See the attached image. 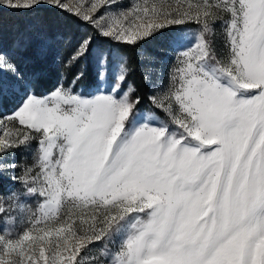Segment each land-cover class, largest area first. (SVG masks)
<instances>
[{
    "label": "snow or ice",
    "instance_id": "6c2138e0",
    "mask_svg": "<svg viewBox=\"0 0 264 264\" xmlns=\"http://www.w3.org/2000/svg\"><path fill=\"white\" fill-rule=\"evenodd\" d=\"M41 3L72 11L61 0H0V7ZM114 5L98 0L91 11ZM73 14L102 37L130 45L173 25L197 30L175 38L166 87L144 77L151 83L146 99L164 120L154 112L137 120L141 98L131 84L124 90L126 63L95 95L75 92L81 71L73 87L37 96L16 59L0 52V95L17 87L24 93L4 118L13 125L0 136V155L38 140L35 163L12 179L43 198L29 230L0 234V264H25L26 253L29 264H39L25 241L36 242L30 232L41 223L44 236L58 237L47 255L40 248L44 264H80L92 243L121 233L109 264H264V0H138L109 22L79 9ZM217 21L226 34L223 56L209 38ZM91 43L84 38L69 63L87 57ZM23 54L38 60L48 51L36 39ZM93 55L103 81L108 56L102 49Z\"/></svg>",
    "mask_w": 264,
    "mask_h": 264
},
{
    "label": "rangeland",
    "instance_id": "374dc122",
    "mask_svg": "<svg viewBox=\"0 0 264 264\" xmlns=\"http://www.w3.org/2000/svg\"><path fill=\"white\" fill-rule=\"evenodd\" d=\"M61 2L71 8L72 11L55 8L47 3H41L38 7L31 10H18L9 7H0V52H6L10 56H13L16 59L17 64H24L31 61V55L23 54L25 52V43L23 45L21 44V40L26 42V37L29 35L32 40L41 39L46 45L48 54L40 58L41 62L44 64L56 63L60 60L62 54L59 47L61 45H65L68 41V39H65L62 35L63 30H76L74 24L66 23L62 20L61 12L73 14L77 9H79L81 13L104 17V22H109L113 13L131 8L138 2V0H115L114 7H102L96 13L91 11V6L94 2L98 3V0H61ZM161 2L162 0H157L158 4ZM166 2L172 6L181 4L186 6L189 0H166ZM77 17L80 18L79 16ZM81 20L83 21V24L77 27V30H81V34L87 36V30H96L93 25L85 22L83 19ZM167 28L161 29L151 37L141 40L144 47L139 51L140 61L144 69V77L145 75H149L152 82L162 84L164 87L167 86L169 72L172 70L176 62L175 38L183 34L196 32L197 26L192 29L182 30L180 28H173L169 29L170 31H168ZM164 31L167 33H164ZM86 36L79 40L74 50H72L67 56L65 59L66 63H69L71 57ZM209 38L213 41L218 55L223 56L227 52V49L225 47L226 34L224 32V24L221 21H217L213 24L212 32ZM113 62L111 74L112 80L106 83L104 80L102 81L99 79L102 88H108L112 83H114L115 74L119 71L121 62ZM145 82L150 93L151 83L146 80ZM52 90L40 96H46ZM124 90H127V88H124ZM23 95L24 93L18 87L10 89L7 94V98L0 95V136L4 135L5 130H10L12 128L13 122L7 121L4 118L15 111L16 107L21 102ZM148 113L149 112H139L137 114V120H142ZM160 115L163 118L155 114L158 120H164L167 118L161 112ZM16 127L22 128L18 122H16ZM38 148L39 141L33 140L28 147H20L19 149L9 151L6 155H0V180L6 184L17 182L16 186H11V191L7 193L8 195L6 197H2L0 204H4L7 210L11 212V218L9 220H11L12 224L8 229L21 235L24 231L31 228L29 220L32 218L34 213L39 214L37 213V209L43 202V198L36 193L33 194V199L26 201L18 193V189L22 188V191L27 193L24 183L13 180L12 177L23 176L25 168L33 166ZM12 163L17 165L15 169L7 167ZM38 170L39 169H36L35 171ZM33 174H35V172ZM65 211H67V209H65ZM41 229H44L45 231L47 230L43 223L30 232V235L35 238L36 242L25 241V244L33 245V248L35 249V256L33 259L37 260L39 264H44V261L39 259L40 248H45V254L47 255L49 242H54L58 239V237H56L55 234L51 237L44 236V231H41ZM0 234L3 233L0 232ZM40 236H44V240L42 242L39 240ZM122 237V233L115 234L108 240L92 243L86 250L79 254L80 264H93V257L97 258L100 261V264H109L115 252L119 249ZM29 251H31V249H29ZM102 251L106 253L105 256L101 255ZM27 255L28 254L26 253L25 264H29ZM0 256H2V253H0Z\"/></svg>",
    "mask_w": 264,
    "mask_h": 264
},
{
    "label": "trees",
    "instance_id": "16d2710c",
    "mask_svg": "<svg viewBox=\"0 0 264 264\" xmlns=\"http://www.w3.org/2000/svg\"><path fill=\"white\" fill-rule=\"evenodd\" d=\"M62 20L66 23L74 24L76 30H63L62 35L68 41L65 45L59 47L61 58L56 63L44 64L40 59H35L31 56L32 60L24 64H18V67L22 72H25L28 75L29 80L31 81L30 91L34 92L35 95L40 96L46 92H49L53 88L60 86L61 84L64 87H73V80L76 75L81 71L84 72V76L75 83L74 90L77 94L88 97L92 94L97 93L99 89H105L106 87H101L100 80L97 76L96 63L94 58V53L102 49L108 56V78L104 81L106 83L112 80V66L113 61H120L121 63H126L129 73L127 76V81L124 85V88H128V85L131 84L136 89V95L140 96L141 103L136 109V118L139 112H154L159 117L163 118L160 115L159 111L153 109L152 105L147 101L146 97L149 94L148 86L144 79V69L140 61L139 51L144 47L142 41H138L134 45H130L122 42H115L113 40L102 37L96 30H87V36L81 34V30H77L78 26L83 24V21L78 18L76 15L68 12H61ZM196 27L195 24H189L185 26H169L167 29L180 28L182 29H192ZM166 31H164L165 33ZM167 33V32H166ZM91 37V49L87 57L74 62L66 63L65 59L74 50L76 44L83 37ZM32 40V38L27 35L26 43ZM17 185V182L4 183L0 180V200L2 197H6L11 190V186ZM23 189V188H22ZM22 189H18V193L26 201L33 199V194H28L23 192ZM1 203V201H0ZM4 203V202H3ZM3 207L7 209L4 204ZM11 212L9 210L4 213H0V232L3 233L5 228L11 227Z\"/></svg>",
    "mask_w": 264,
    "mask_h": 264
}]
</instances>
